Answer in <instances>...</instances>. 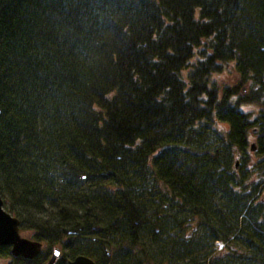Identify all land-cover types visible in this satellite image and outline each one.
<instances>
[{
	"label": "trees",
	"instance_id": "16d2710c",
	"mask_svg": "<svg viewBox=\"0 0 264 264\" xmlns=\"http://www.w3.org/2000/svg\"><path fill=\"white\" fill-rule=\"evenodd\" d=\"M0 190V264H264V0H0Z\"/></svg>",
	"mask_w": 264,
	"mask_h": 264
},
{
	"label": "water",
	"instance_id": "95a60500",
	"mask_svg": "<svg viewBox=\"0 0 264 264\" xmlns=\"http://www.w3.org/2000/svg\"><path fill=\"white\" fill-rule=\"evenodd\" d=\"M255 151L254 145L251 148ZM9 247L12 257H22L27 260L35 259L43 249V244L22 237L19 220L13 217L5 208L0 190V247ZM60 256V250L54 249L46 264H55ZM68 264H96L91 258L78 256Z\"/></svg>",
	"mask_w": 264,
	"mask_h": 264
},
{
	"label": "rangeland",
	"instance_id": "374dc122",
	"mask_svg": "<svg viewBox=\"0 0 264 264\" xmlns=\"http://www.w3.org/2000/svg\"><path fill=\"white\" fill-rule=\"evenodd\" d=\"M222 80L229 83V84H232L234 82V78H232V77L228 78L226 76H222ZM190 230H191V228L189 227L187 229V231H190ZM2 264H5V262H3Z\"/></svg>",
	"mask_w": 264,
	"mask_h": 264
}]
</instances>
